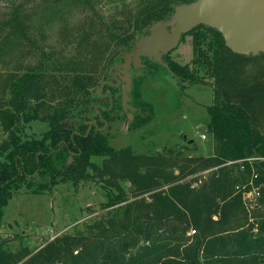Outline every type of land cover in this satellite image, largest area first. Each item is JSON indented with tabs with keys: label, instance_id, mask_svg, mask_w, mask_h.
Segmentation results:
<instances>
[{
	"label": "trees",
	"instance_id": "16d2710c",
	"mask_svg": "<svg viewBox=\"0 0 264 264\" xmlns=\"http://www.w3.org/2000/svg\"><path fill=\"white\" fill-rule=\"evenodd\" d=\"M63 1L85 9L86 19L69 26ZM190 1L124 3L121 18L110 21L97 0H6L0 7V227L4 207L24 186L43 193L87 178L106 196L103 212L35 252L1 242L0 264H264L263 52L236 53L221 32L199 24L183 34L196 32L190 63L164 55L181 90L213 86L206 155L189 151L190 139L161 152L112 150L103 130L87 122L104 124L91 108L101 74L152 23ZM60 15V37H74L48 49L44 28ZM115 108L122 109L120 98ZM32 120L46 124L39 139L24 133Z\"/></svg>",
	"mask_w": 264,
	"mask_h": 264
},
{
	"label": "rangeland",
	"instance_id": "374dc122",
	"mask_svg": "<svg viewBox=\"0 0 264 264\" xmlns=\"http://www.w3.org/2000/svg\"><path fill=\"white\" fill-rule=\"evenodd\" d=\"M138 1L97 0L96 4L103 19L110 21L121 18V8L124 3L136 9ZM61 3L67 14L69 26L74 27L86 19L85 9L66 5L64 1ZM7 4L6 0H0L1 8ZM61 25L60 15L51 19L44 28L48 49L58 47L59 40L68 42L74 37H60ZM195 37L196 32L183 36L178 46L170 52L169 57L180 63H190ZM159 67L155 70L149 69L148 64L145 63L144 67L130 73L132 81L129 96L132 98V105L137 109L133 112L132 118L126 116L122 109L118 110L115 116L103 126L109 147L112 150L129 147L141 153L161 152L167 146H184L188 139H193L194 146L189 151L206 155L213 144L206 128V119L209 118L207 106L214 99L212 84L197 83L189 85L183 91L176 77L169 70ZM9 68L10 66L4 69ZM110 68L111 65L101 74L99 80L108 78L106 75L109 74ZM198 70L199 75L203 76L206 82H212V79L204 73V69ZM99 85L96 86V90ZM98 97L99 94L96 91L95 103L91 107L93 111L97 108ZM143 100H148L149 105H144ZM45 129V123L32 120L25 124L24 133L30 138L39 139ZM203 134L205 137H202ZM5 136L6 133L2 132L0 127V142ZM95 160L101 164L102 157H95ZM125 188H129L128 183H125ZM105 200V191L101 183L87 178L75 183L60 184L43 193H34L26 186L21 187L4 207L0 243L2 242L5 248L10 246L13 250L24 245L31 252H35L55 236L72 229L75 224L103 212Z\"/></svg>",
	"mask_w": 264,
	"mask_h": 264
},
{
	"label": "water",
	"instance_id": "95a60500",
	"mask_svg": "<svg viewBox=\"0 0 264 264\" xmlns=\"http://www.w3.org/2000/svg\"><path fill=\"white\" fill-rule=\"evenodd\" d=\"M199 24H206L221 32L226 45L236 53H264V0H192L179 3L167 19L152 23L148 31L134 41L131 50L123 51L122 61L111 67V70L123 73L122 105L130 118L135 108L128 103V90L131 87L129 71L144 67L143 58H152L170 70L164 55L178 46L183 34ZM106 82L113 83L103 81L99 92ZM87 122L97 125L94 120ZM106 124L107 121L104 126Z\"/></svg>",
	"mask_w": 264,
	"mask_h": 264
},
{
	"label": "flooded vegetation",
	"instance_id": "af4514ba",
	"mask_svg": "<svg viewBox=\"0 0 264 264\" xmlns=\"http://www.w3.org/2000/svg\"><path fill=\"white\" fill-rule=\"evenodd\" d=\"M144 60V58H143ZM122 61V60H121ZM120 61V62H121ZM119 63V62H118ZM117 64V63H116ZM115 65V64H114ZM113 66V65H112ZM111 66V67H112ZM135 68H132L130 71H129V76H130V73L132 71H134ZM123 73L120 72V71H117L116 69H112L110 68V71H109V79H105L103 81H111L113 82L112 84L106 82L105 85L103 86L101 92H99V89L97 91V93L99 94V97L97 98V108H96V112L99 116V120L100 121H107L108 123V120L106 119L105 116H109V117H114L115 114L117 113V109L115 108V105H116V101L118 100V98H120V101L122 103V85L124 84V81L121 80V75ZM118 79H120L121 81H119ZM102 81V82H103ZM131 81H132V78H131ZM101 85V84H100ZM131 85V84H130ZM100 88V87H99ZM131 89V87H130ZM129 89V90H130ZM129 90H128V94H129ZM130 97V96H129ZM128 103L133 106V102H132V98L130 97ZM135 109L133 112L136 111L137 107L136 106H133ZM122 112L126 113L123 109V105H122ZM128 111H130L128 109ZM110 115H109V113ZM94 121L97 123V121L94 119ZM95 125V124H94ZM97 129H102L104 124L102 126H100L98 123L97 125H95ZM91 127V125H90ZM90 129V128H89ZM103 130V129H102Z\"/></svg>",
	"mask_w": 264,
	"mask_h": 264
},
{
	"label": "built area",
	"instance_id": "2783aa9c",
	"mask_svg": "<svg viewBox=\"0 0 264 264\" xmlns=\"http://www.w3.org/2000/svg\"><path fill=\"white\" fill-rule=\"evenodd\" d=\"M202 137H205V135L203 134Z\"/></svg>",
	"mask_w": 264,
	"mask_h": 264
}]
</instances>
